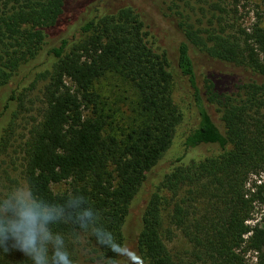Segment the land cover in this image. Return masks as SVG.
Returning <instances> with one entry per match:
<instances>
[{
    "label": "trees",
    "instance_id": "16d2710c",
    "mask_svg": "<svg viewBox=\"0 0 264 264\" xmlns=\"http://www.w3.org/2000/svg\"><path fill=\"white\" fill-rule=\"evenodd\" d=\"M67 1L0 0V150L34 91L39 104L25 196L0 191V264H35L13 233L24 205L53 217L46 264L55 248L72 264H186L170 227L188 264H264V0L247 27L239 0H163L176 46L145 0H88L73 24ZM194 55L243 76L198 75Z\"/></svg>",
    "mask_w": 264,
    "mask_h": 264
},
{
    "label": "rangeland",
    "instance_id": "374dc122",
    "mask_svg": "<svg viewBox=\"0 0 264 264\" xmlns=\"http://www.w3.org/2000/svg\"><path fill=\"white\" fill-rule=\"evenodd\" d=\"M116 1V0H115ZM112 0V2H115ZM163 0H145L144 10L146 16L150 20L153 28L158 34V40L160 43L169 44L171 46H176L179 42V34L175 29V23L173 19L167 14L169 11L164 10L162 3ZM167 5H177L179 9L183 6V1L181 0H165ZM196 0H190L191 7L197 8L201 6L204 8L206 5L203 3L196 4ZM88 0H68L65 6L64 13V21H69V24L77 23L80 20L84 13L87 11V3ZM119 2V1H118ZM86 3V4H85ZM195 4V6H194ZM259 4V0H239L237 3V12L233 15L238 22H242L243 26H249L251 23L255 22L254 11L257 9V5ZM232 6V4H230ZM177 6H175L177 8ZM165 7V6H164ZM175 9V8H174ZM198 11V10H197ZM168 16V17H166ZM189 15L192 19L195 16L202 17L200 11H198L195 15L189 11ZM264 23V22H263ZM163 41V42H162ZM194 62L197 69V74L203 71L207 73L210 70L220 71L224 76L228 79L237 80V78H241L243 75L239 73V71L233 66L218 63L215 61H208L206 58H202V56L194 55ZM201 84V81H199ZM185 88L176 87L174 91L175 97L177 100L183 98V93ZM37 91L32 92L28 97V102L26 104L25 109L18 115V119L16 120V124L14 125V133L11 141L8 146L4 149L0 150V191L2 194H7L8 191H14V194L17 198H20L21 194L25 196V190L23 188V181L20 178V169H21V158L22 152L20 150L21 141L23 138L22 134L25 132V128L31 122V118H33L36 114L38 104L37 99ZM170 230L173 233L171 239H168L166 242L168 249L172 254H181L184 256V260L186 264L190 261L189 257L185 255L186 243L181 234L170 227ZM191 264V263H190Z\"/></svg>",
    "mask_w": 264,
    "mask_h": 264
},
{
    "label": "clouds",
    "instance_id": "9594fccd",
    "mask_svg": "<svg viewBox=\"0 0 264 264\" xmlns=\"http://www.w3.org/2000/svg\"><path fill=\"white\" fill-rule=\"evenodd\" d=\"M24 209L20 213L21 221L13 225V233L18 241L19 249L22 254L31 255L35 264H46L45 245L52 240V237L45 225L53 217L48 212L35 213L27 205H24ZM84 214L90 215L88 212ZM56 243L59 244V240ZM53 256L55 264H72L67 252L59 248L53 250Z\"/></svg>",
    "mask_w": 264,
    "mask_h": 264
}]
</instances>
